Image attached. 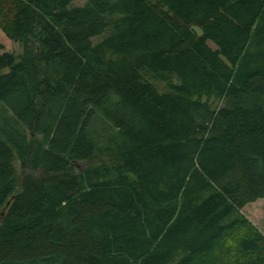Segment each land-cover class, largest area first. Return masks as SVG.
Masks as SVG:
<instances>
[{
  "label": "trees",
  "instance_id": "obj_1",
  "mask_svg": "<svg viewBox=\"0 0 264 264\" xmlns=\"http://www.w3.org/2000/svg\"><path fill=\"white\" fill-rule=\"evenodd\" d=\"M0 28V264H264V0H0Z\"/></svg>",
  "mask_w": 264,
  "mask_h": 264
},
{
  "label": "rangeland",
  "instance_id": "obj_2",
  "mask_svg": "<svg viewBox=\"0 0 264 264\" xmlns=\"http://www.w3.org/2000/svg\"><path fill=\"white\" fill-rule=\"evenodd\" d=\"M76 5H83V2H77ZM0 43L3 44L5 51L12 53L19 57L23 54L22 46L10 40L5 33L0 28ZM211 47L215 48L213 44H210ZM8 70H4L3 73L7 72ZM153 83L157 86V88L161 91H165V85L160 81H153ZM19 169L22 170V166L19 165ZM23 171H26L25 169ZM244 214L250 219V221L259 228L264 233V199L259 200L253 204L247 206L244 210Z\"/></svg>",
  "mask_w": 264,
  "mask_h": 264
},
{
  "label": "water",
  "instance_id": "obj_3",
  "mask_svg": "<svg viewBox=\"0 0 264 264\" xmlns=\"http://www.w3.org/2000/svg\"><path fill=\"white\" fill-rule=\"evenodd\" d=\"M9 205V204H8Z\"/></svg>",
  "mask_w": 264,
  "mask_h": 264
}]
</instances>
